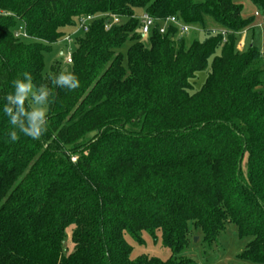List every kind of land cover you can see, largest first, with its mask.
Segmentation results:
<instances>
[{
    "label": "trees",
    "instance_id": "1",
    "mask_svg": "<svg viewBox=\"0 0 264 264\" xmlns=\"http://www.w3.org/2000/svg\"><path fill=\"white\" fill-rule=\"evenodd\" d=\"M236 1L0 0V264H199L190 251L208 260L228 224L252 238L238 260L264 264V53L237 49L254 21ZM142 13L205 37L159 21L143 38ZM73 34L72 63L45 72V53ZM62 71L76 90L52 84ZM25 72L51 91L38 140L3 111ZM143 234L171 257L133 259L127 239L144 246Z\"/></svg>",
    "mask_w": 264,
    "mask_h": 264
},
{
    "label": "rangeland",
    "instance_id": "2",
    "mask_svg": "<svg viewBox=\"0 0 264 264\" xmlns=\"http://www.w3.org/2000/svg\"><path fill=\"white\" fill-rule=\"evenodd\" d=\"M237 5L241 7L242 16L245 20H253V24L246 30V35H240L238 37V43L244 41L245 47L254 44L259 48V50L264 53V14L259 12L251 0H237ZM256 13H259L260 16H256ZM197 30L190 32L187 35V38L199 37L203 39L205 34H203L202 29L192 26ZM212 28H215L214 25L211 24ZM211 28V29H212ZM29 42L31 40H28ZM129 43L127 44L128 47ZM126 47V48H127ZM74 45L69 46L66 44L53 45L52 51L49 53H45V72H48L52 63L56 60H60L62 66L66 69L68 68L66 56L69 53L72 54L74 51ZM220 51H217V55ZM209 69L205 72L198 74L197 79L194 81L193 86L195 91L201 89L203 84L206 81L208 76ZM29 102L31 107H35L34 101H32L31 97H29ZM48 114V107H47ZM71 235V234H70ZM69 235V239H70ZM143 238L145 240V245L140 246L136 244L132 239L128 238L129 244L134 248L132 258L135 259L141 255H147L149 257H156L163 261L168 260L171 257V252L164 248L161 241V235L158 234L157 241L151 238L147 234H143ZM252 240V238H240L238 235L237 228L233 224H228L226 232L219 236L218 241L214 247V250L211 252L208 260L204 261L201 259V254L198 248L190 251V255L194 258L199 264H256L252 262H240L238 260V256H240L244 250L246 249L247 244ZM199 241V239H198ZM198 241L196 243H198ZM72 246V244H71ZM73 250V247H70V251Z\"/></svg>",
    "mask_w": 264,
    "mask_h": 264
},
{
    "label": "clouds",
    "instance_id": "3",
    "mask_svg": "<svg viewBox=\"0 0 264 264\" xmlns=\"http://www.w3.org/2000/svg\"><path fill=\"white\" fill-rule=\"evenodd\" d=\"M23 77L24 79L18 78L13 81L15 90L6 96L9 104L4 106L3 111L9 118L13 129H18L19 133L38 140L47 130V105L50 103L51 91L47 85L39 86V91H37L30 73H23ZM51 82L56 87L68 90H76L80 86L79 78L74 73L66 71L52 76ZM29 97L34 101L35 107L29 105L26 108L25 103ZM13 103L16 106L15 112L11 106ZM9 136L12 142L18 141L20 138L16 130H12Z\"/></svg>",
    "mask_w": 264,
    "mask_h": 264
},
{
    "label": "built area",
    "instance_id": "4",
    "mask_svg": "<svg viewBox=\"0 0 264 264\" xmlns=\"http://www.w3.org/2000/svg\"><path fill=\"white\" fill-rule=\"evenodd\" d=\"M256 16H260L259 13H256ZM136 19H138L140 21V33L141 35L143 36V38H147L152 30V28H154L157 24V22H159L160 20H157L153 17H151L150 15H148L147 13H142L136 17H134ZM96 19V17L94 16H86V17H83L79 20L78 22V27H77V30H76V33L77 32H89L90 30V26L91 24L93 23V21ZM110 21H112V24H119L121 23V18L119 17H112L111 20L107 21L106 24H107V29L109 28V24H110ZM161 23V27H160V32L161 33H165L168 26H174L178 29L179 31V35L180 36H185V35H188L191 31H194V30H197L196 28L194 27H191V26H188L184 23H182L179 19H177L176 17H169L163 21H160ZM199 31V30H197ZM213 33H216V30H213ZM223 34H225L224 31H222ZM246 31L242 32L241 35H245ZM75 34V33H74ZM73 35H70V36H67L64 40H63V44L64 43H67L69 46H71L72 44V41H73ZM17 38L18 37H24L26 38L27 35L25 34V32L22 30V28L16 33L15 35ZM245 48V43L244 41L238 43L237 45V49L239 51H242L243 49ZM66 58V61H67V64H71L72 63V54L68 52L67 56L65 57ZM76 157H72L71 160L73 162H76Z\"/></svg>",
    "mask_w": 264,
    "mask_h": 264
},
{
    "label": "water",
    "instance_id": "5",
    "mask_svg": "<svg viewBox=\"0 0 264 264\" xmlns=\"http://www.w3.org/2000/svg\"><path fill=\"white\" fill-rule=\"evenodd\" d=\"M195 242H197L198 241V238H195V240H194Z\"/></svg>",
    "mask_w": 264,
    "mask_h": 264
},
{
    "label": "crops",
    "instance_id": "6",
    "mask_svg": "<svg viewBox=\"0 0 264 264\" xmlns=\"http://www.w3.org/2000/svg\"><path fill=\"white\" fill-rule=\"evenodd\" d=\"M246 35V34H245Z\"/></svg>",
    "mask_w": 264,
    "mask_h": 264
}]
</instances>
